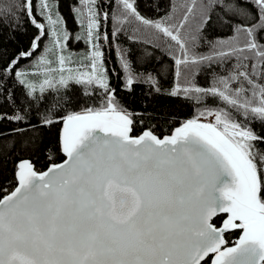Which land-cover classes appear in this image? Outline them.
Instances as JSON below:
<instances>
[{
    "label": "snow or ice",
    "instance_id": "1",
    "mask_svg": "<svg viewBox=\"0 0 264 264\" xmlns=\"http://www.w3.org/2000/svg\"><path fill=\"white\" fill-rule=\"evenodd\" d=\"M116 2L112 36L134 25L130 39L153 44L167 38L176 77L167 95L203 107L171 135L161 138L150 128L131 135L135 114L117 99L104 68L99 28L108 13H100L99 0H78L73 9L82 33L76 39L90 44L80 55L66 51L69 34L55 0L0 4V22H18L16 12L23 11L39 30L29 50L0 68V97L16 104L9 79L34 102L56 94L40 122H62L65 156L46 171L26 160L17 165L15 188L0 197V264H207L206 258L211 264H264V135L252 127L264 125V0H185L179 19L174 3L173 12L158 20L142 16L135 0ZM217 8L223 13L218 22L234 34L207 41L209 53L199 54ZM233 18L243 20L233 24ZM45 35L51 40L43 53L19 67ZM120 58L124 87L131 90L141 77L123 51ZM202 67L213 72L209 87L195 82ZM143 82L161 91L151 74ZM73 84L85 95L98 94V103L54 118L72 102L61 94ZM208 99L221 104L209 107ZM2 120L24 125L11 130L16 135L35 130L26 109L0 113ZM220 214L226 218L217 227L213 218ZM231 230L241 235L229 246L225 233Z\"/></svg>",
    "mask_w": 264,
    "mask_h": 264
},
{
    "label": "trees",
    "instance_id": "2",
    "mask_svg": "<svg viewBox=\"0 0 264 264\" xmlns=\"http://www.w3.org/2000/svg\"><path fill=\"white\" fill-rule=\"evenodd\" d=\"M99 11L101 14L108 13L107 19L101 16L99 33L101 40V50L104 53V68L110 80L111 86L116 89V96L120 103L129 112L134 113L132 135H138L144 129H151L157 136L168 134L171 130L182 124L184 121L192 119L197 115V110L203 105L197 104L192 100L184 99L182 96L172 97L167 95L175 86V63L170 55H168L165 40L161 37L159 41L153 44H146L142 40L130 39L134 35L133 26H127L124 30L117 33L115 37L112 32L115 30V23L112 14L117 11L118 4L116 0H100ZM7 0H0V4L6 3ZM18 4L22 0H16ZM76 0H58L59 9L67 21L71 17V4ZM185 0H135V7L138 12L147 19L158 20L173 12V4L177 5L175 17L179 19L183 10L179 5ZM206 2V0H205ZM37 4V0H33V5ZM19 21H13L9 17L6 21L0 22V68L21 51H27L31 47L32 39L39 35V30L29 21L23 11L16 12ZM34 15L40 22V14L34 8ZM223 15L219 8L213 13L212 23L205 29L203 39L200 46L196 49L199 54H208L209 47L207 41H215L217 39H226L233 35L232 29L227 24L219 23L217 17ZM72 18V17H71ZM243 18H233L232 23H240ZM249 22H252L251 17ZM69 32V41L72 37L71 29ZM107 34L108 39L104 40L103 36ZM135 35H143L135 33ZM51 40V38H49ZM48 42V36L45 35L40 41L39 50ZM81 43V42H80ZM158 43L160 46L156 47ZM30 59H22L20 65L30 61ZM123 51L130 61L132 72L140 76L131 90L124 87L125 72L121 66L120 52ZM19 65V66H20ZM214 71L222 73L220 68ZM151 74L156 77L159 82L160 92L157 93L147 83L143 82V78ZM213 72L206 67H202L199 74L195 77V82L201 87H209L212 82ZM8 87L12 89L16 100L15 105H10L7 101L0 97V113L13 114L16 107L27 110V122L35 126V130H30L23 135L12 133V129L22 127L24 125L15 122L2 120L0 121V132L7 135L0 137V197L9 192L16 184L15 169L16 163L22 158H28L34 165L36 170H43L49 164L61 161L64 158L60 151L59 145V128L60 123H54L50 126H43L40 117L45 113L49 105L59 97L54 93H47V99L44 103L34 102L25 98L24 89L15 84L13 80H8ZM61 95L70 96L72 102L63 104L62 108L54 113V118L66 115L69 111H80L82 108L96 105L98 103V94L88 96L83 92V86L72 85V88L63 92ZM207 105L214 107L220 105L216 99H208ZM222 106V105H221ZM210 120L211 118H202ZM252 127L260 134L264 135V125L259 122H253ZM264 147V145H260ZM222 215L217 216L213 222L217 225ZM239 230L226 235L228 244L234 243ZM208 263V258L206 259ZM204 264V262H202Z\"/></svg>",
    "mask_w": 264,
    "mask_h": 264
},
{
    "label": "rangeland",
    "instance_id": "3",
    "mask_svg": "<svg viewBox=\"0 0 264 264\" xmlns=\"http://www.w3.org/2000/svg\"><path fill=\"white\" fill-rule=\"evenodd\" d=\"M38 3H39V0H37V4ZM55 3H56V7H57V10H58L60 16L63 17V27L66 28L68 34H69V32L72 31L71 29H75L74 32H72V35H71L72 37L70 38V41L69 40L67 41L66 51L77 54V55L84 54V53L88 52L90 49V44L86 43L84 39H81V40L76 39V36L78 34H82L81 33V26L78 23L77 18H76V13L73 11V9L78 6V0H76V2L72 3L70 6L71 7L70 14L72 17V18L70 17V21L69 20L67 21V18L64 17V15L61 13V11L59 9L58 0H55ZM100 5H103V4L99 0V7H100ZM39 17H40V23H44L47 26V24H48L47 20L44 17H42L41 15ZM49 38H51V37L48 36L47 44H49V42H50ZM47 44H45V45H47ZM44 46L37 52V55L30 61L29 64L26 61V62L22 63L19 67L24 68L26 66L31 65L32 62L36 59V57L40 56L43 53Z\"/></svg>",
    "mask_w": 264,
    "mask_h": 264
},
{
    "label": "water",
    "instance_id": "4",
    "mask_svg": "<svg viewBox=\"0 0 264 264\" xmlns=\"http://www.w3.org/2000/svg\"><path fill=\"white\" fill-rule=\"evenodd\" d=\"M204 122H207V121H204ZM181 125V124H180ZM180 125H178V126H176V127H174L172 130H171V132L170 133H168V134H164V135H162V136H160L161 138H163L164 136H167V135H171L172 134V132H173V130L175 129V128H177V127H179ZM63 127V124H62V122H61V124H60V128H59V133H60V130H61V128ZM145 130V129H144ZM143 130V131H144ZM142 131V132H143ZM142 132H140L138 135H140ZM132 135V134H131ZM59 145H60V143H59ZM65 159V156H64V158L61 160V161H59V162H56V163H61L63 160ZM29 161L30 163H31V161L28 159V158H22V159H20V160H18L17 161V163H16V169H15V172H16V170H17V165L21 162V161ZM32 164V163H31ZM33 165V164H32ZM34 166V165H33ZM50 166V164L45 168V169H43V170H36V171H46L47 170V168ZM14 172V173H15ZM15 186H16V184H15ZM15 186L9 191V192H11L14 188H15ZM220 215H224V214H220ZM219 216V215H218ZM216 217H214L213 218V220L215 219ZM226 218V216L224 217V219ZM221 225V224H220ZM220 225L219 226H217V227H220ZM231 231H234V230H231ZM241 235V233H240V231H239V234H238V236H237V239L239 238V236ZM236 239V240H237ZM235 240V241H236ZM234 244V243H233ZM233 244H230L229 246H232ZM207 259V258H206ZM208 264H211V260L209 259V263Z\"/></svg>",
    "mask_w": 264,
    "mask_h": 264
},
{
    "label": "flooded vegetation",
    "instance_id": "5",
    "mask_svg": "<svg viewBox=\"0 0 264 264\" xmlns=\"http://www.w3.org/2000/svg\"><path fill=\"white\" fill-rule=\"evenodd\" d=\"M223 219H224V216L221 218V220H220L219 222H217V226H219V225L222 223ZM234 231H236V230H234ZM234 231H229V232L225 233V239H226V235H227L228 233H232V232H234ZM208 263H209V259H208ZM208 263H207V264H208Z\"/></svg>",
    "mask_w": 264,
    "mask_h": 264
}]
</instances>
